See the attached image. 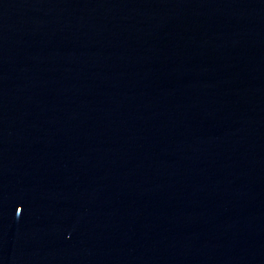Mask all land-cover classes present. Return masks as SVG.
<instances>
[{
	"label": "water",
	"instance_id": "water-1",
	"mask_svg": "<svg viewBox=\"0 0 264 264\" xmlns=\"http://www.w3.org/2000/svg\"><path fill=\"white\" fill-rule=\"evenodd\" d=\"M0 264H264V0H0Z\"/></svg>",
	"mask_w": 264,
	"mask_h": 264
}]
</instances>
